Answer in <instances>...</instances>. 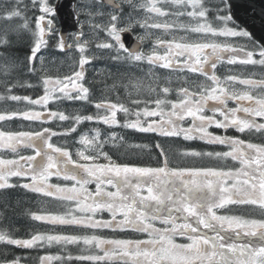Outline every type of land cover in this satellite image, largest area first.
I'll list each match as a JSON object with an SVG mask.
<instances>
[{
    "label": "snow or ice",
    "instance_id": "snow-or-ice-1",
    "mask_svg": "<svg viewBox=\"0 0 264 264\" xmlns=\"http://www.w3.org/2000/svg\"><path fill=\"white\" fill-rule=\"evenodd\" d=\"M0 21V264H264V0H0ZM21 192L56 203L22 234Z\"/></svg>",
    "mask_w": 264,
    "mask_h": 264
},
{
    "label": "flooded vegetation",
    "instance_id": "flooded-vegetation-1",
    "mask_svg": "<svg viewBox=\"0 0 264 264\" xmlns=\"http://www.w3.org/2000/svg\"><path fill=\"white\" fill-rule=\"evenodd\" d=\"M25 198L26 197L21 196V195L14 196L13 203H15L17 199L20 201V200H23ZM40 201H34L33 204H36V205L39 204V206L32 205V207H31L32 202L30 200H26L23 202L20 201V208H19L17 214L15 215V217L12 218L11 222H12L13 227L18 229L21 234L24 233L25 231H31V225L33 224V222H31L28 217L23 215V210L29 209V208H31V209L52 208L53 209L56 207V203L55 202L52 203V200L46 201V203L43 202L41 199H40ZM224 211L225 210H221V214ZM253 214L255 215L256 213H253ZM34 224L36 226H39L42 228L51 227V226H46V225L42 226L41 222H34ZM48 251L51 253H55L57 251V249L55 247H53L52 249H49ZM72 251H73V254H78L77 250L75 248H73ZM17 254L30 255L32 257V259L29 261V264H39L37 257L44 255L45 251L43 249L35 250V251L17 250ZM116 264H123V262L117 261Z\"/></svg>",
    "mask_w": 264,
    "mask_h": 264
},
{
    "label": "rangeland",
    "instance_id": "rangeland-1",
    "mask_svg": "<svg viewBox=\"0 0 264 264\" xmlns=\"http://www.w3.org/2000/svg\"><path fill=\"white\" fill-rule=\"evenodd\" d=\"M154 34L151 35L146 41H149L146 49L150 48L152 43L154 42L156 35H160L163 37L162 32H156V30H153ZM151 42V44H150ZM56 58H50L54 60V63H51L48 65V68L51 72H69L70 71V65L72 63L71 59L64 58V57H57ZM159 72H164L165 70H157ZM107 76V65L101 61L97 62L94 67H90L88 70V80L94 83V86L96 87L97 91H103L104 90V80L106 79ZM91 77V79H90ZM77 105H71L69 106V110H75V107ZM23 198V197H22ZM27 198L20 200L21 202L26 201ZM15 217V216H14Z\"/></svg>",
    "mask_w": 264,
    "mask_h": 264
},
{
    "label": "water",
    "instance_id": "water-1",
    "mask_svg": "<svg viewBox=\"0 0 264 264\" xmlns=\"http://www.w3.org/2000/svg\"><path fill=\"white\" fill-rule=\"evenodd\" d=\"M73 21L70 20L67 16L64 17V22L61 24L62 28L67 29L68 31H74L72 28Z\"/></svg>",
    "mask_w": 264,
    "mask_h": 264
},
{
    "label": "trees",
    "instance_id": "trees-1",
    "mask_svg": "<svg viewBox=\"0 0 264 264\" xmlns=\"http://www.w3.org/2000/svg\"><path fill=\"white\" fill-rule=\"evenodd\" d=\"M0 23H3L2 21H0ZM133 142H137V141H133Z\"/></svg>",
    "mask_w": 264,
    "mask_h": 264
},
{
    "label": "bare ground",
    "instance_id": "bare-ground-1",
    "mask_svg": "<svg viewBox=\"0 0 264 264\" xmlns=\"http://www.w3.org/2000/svg\"><path fill=\"white\" fill-rule=\"evenodd\" d=\"M53 58H56V59H58L57 57H53Z\"/></svg>",
    "mask_w": 264,
    "mask_h": 264
}]
</instances>
